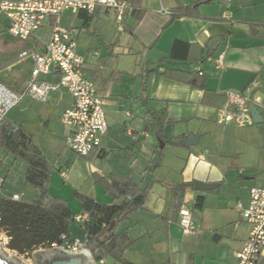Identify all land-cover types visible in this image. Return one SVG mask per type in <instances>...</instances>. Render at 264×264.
<instances>
[{"label": "crops", "instance_id": "0c3cea01", "mask_svg": "<svg viewBox=\"0 0 264 264\" xmlns=\"http://www.w3.org/2000/svg\"><path fill=\"white\" fill-rule=\"evenodd\" d=\"M129 1L121 21L104 6L92 12L66 8L59 15V25L70 29L76 39L77 52L85 59L84 75L96 86L106 115L107 132L100 147L85 156L88 161L66 144L69 129L61 115L72 105L67 91H51L45 100L24 95L18 103L22 105L19 115L7 113L5 117L32 136L53 166L49 194L66 200L77 216L86 214L73 192L102 203L115 201L99 184L101 176L107 181L111 175L131 177L140 186L155 179L143 206L115 229L127 235L121 246L129 241L123 251L128 261L235 264V254L250 230L237 204H248L251 187H264V0H180L182 5L193 6L190 14L181 15L174 14L175 0H167V6L162 0H141L136 5ZM112 21L117 22L116 28ZM53 22L49 16L29 37L33 47L18 56L23 57L24 51H43ZM7 26L0 13V32L8 31ZM91 35L104 39L99 44ZM175 39L188 43L185 57H171ZM134 51L141 54L139 58ZM177 53L182 55L184 48ZM11 66L7 65L10 69L5 73L0 71V81L22 92L33 60L30 56V72L23 79L11 72ZM42 78L56 82L59 73L52 70ZM253 78L258 85L252 89L248 84ZM231 90L253 99L260 121L252 117L253 123L247 126L218 122V109ZM64 94L68 95L66 103ZM5 166L4 178L12 179L13 165ZM23 171H19L23 193L2 189L0 195L26 199L24 193L30 197L37 192L25 184ZM18 176L12 180L20 182ZM194 180L217 185L198 190ZM181 182H192L183 192L181 207L197 214V220L192 217L195 229L191 231L183 230L172 207L170 187ZM197 194L204 197L201 209H193ZM84 221L75 220L83 230ZM68 232L80 239L71 227ZM256 264H264V254Z\"/></svg>", "mask_w": 264, "mask_h": 264}, {"label": "built area", "instance_id": "2783aa9c", "mask_svg": "<svg viewBox=\"0 0 264 264\" xmlns=\"http://www.w3.org/2000/svg\"><path fill=\"white\" fill-rule=\"evenodd\" d=\"M96 6L113 10L116 19L121 21L129 3L127 0H0V13L8 21L9 33L20 39L29 38L43 27L49 16L54 17L43 51H30L33 67L23 91L15 92L0 81V121L24 95L45 100L51 91L63 89L72 97L71 107L61 115V122L69 129L66 144L70 150L81 156H87L100 147L108 126L103 100L93 81L84 75L85 59L77 52V42L71 30L59 25V15L66 8L92 12ZM27 54L28 52L24 51L20 56ZM52 70L59 73L58 81L50 82L42 78ZM199 73L202 74L201 71ZM257 85L255 78L248 84L252 89ZM252 103L253 99L248 94L242 91H228L227 100L218 109V122L237 126L252 124ZM4 181V176L0 174V192ZM12 198L18 199L19 196L15 194ZM237 209L250 225V230L242 247L235 254V264H256L257 257L264 254V187H251L248 204L243 207L238 203ZM74 219L83 221L86 216L75 215ZM179 224L185 231L195 229L190 210H180ZM61 240L60 244L53 243L50 248L84 250L92 264H116L107 262L105 257L94 258L85 240H70L65 234L61 235Z\"/></svg>", "mask_w": 264, "mask_h": 264}, {"label": "trees", "instance_id": "16d2710c", "mask_svg": "<svg viewBox=\"0 0 264 264\" xmlns=\"http://www.w3.org/2000/svg\"><path fill=\"white\" fill-rule=\"evenodd\" d=\"M174 14H190L192 5H182L175 0ZM205 0H200L202 2ZM136 5L141 0H130ZM136 14V12H135ZM141 16V11L137 17ZM184 48V53L178 55V49ZM188 43L175 39L171 46V57H185ZM177 144V141H173ZM0 149L11 153L14 159L26 163L23 171L26 185L34 187L37 192L26 198L14 199L0 195V231L7 237L6 247L19 254H30L39 248H50L53 243L62 242L61 235L68 239L73 237L68 229L74 221L75 213L68 207L66 200L52 196L48 191V184L53 166L48 162L39 146L21 125H16L6 117L0 121ZM89 157V156H87ZM152 178L145 186L135 183L131 177L111 175L109 180L104 176L98 178L105 191L114 197L111 204L102 203L86 195L75 192L81 201V210L86 214L83 227L85 243L94 258L110 255L117 264H135L123 257L127 235L124 231L116 233V226L128 215L143 206ZM192 182H181L170 187L172 207L179 214L183 205V192ZM204 206V197L197 194L193 209Z\"/></svg>", "mask_w": 264, "mask_h": 264}, {"label": "rangeland", "instance_id": "374dc122", "mask_svg": "<svg viewBox=\"0 0 264 264\" xmlns=\"http://www.w3.org/2000/svg\"><path fill=\"white\" fill-rule=\"evenodd\" d=\"M164 6H167L168 1L167 0H162ZM115 28L118 26L116 21H112L111 23ZM109 33V32H107ZM81 34H85V33H81ZM91 37H95L96 39H98V43L101 44V40L104 39L103 36H98V35H91ZM28 39H20L17 37L12 36L8 31H2L0 32V71H6L9 70V68H7V65L12 63V73H14L15 75L18 76L19 79H23V76L26 74H29L30 69L29 67V60H30V53H28V55L23 56V57H19L18 53L22 50H29L30 48L33 47L34 45V41H32V38L29 40ZM81 40V39H80ZM83 40V39H82ZM102 46V45H101ZM103 49V48H102ZM135 52V51H134ZM134 55L136 57H140V53H134ZM2 73H5V72ZM68 100V95L64 94V98L62 99L63 103H66V101ZM23 102V101H22ZM21 102V103H22ZM127 105H131L130 103H127ZM21 104H17L16 106H14L13 108L10 109V111H8V116H15V115H19V108H21ZM54 118V116H52ZM67 152H70L68 149H65ZM73 152V151H72ZM81 159H84L85 161H88V158L85 156H81L78 155ZM13 156L6 152L5 150L1 149L0 151V168H1V174H3V176L5 175V165H13V177L12 179H15V175H19L18 178H20V182L18 181V179H16L15 181L10 179L9 176H7V178H5L4 184H3V188L2 189H13L14 191H16L18 194L21 195V193H23V190L21 189L22 187V181H21V174L19 173V171H23V167L25 166V163H23L20 159L17 160L16 163L13 162ZM21 164L23 167H21ZM101 184V183H99ZM29 188L33 189L34 187L29 186ZM27 194L24 193V195H22L23 198H27L28 196H26ZM72 197L75 200H79L75 195L74 192L72 193ZM80 201V200H79ZM69 227H71V232L78 235V237H80L81 240L84 234V230L83 228L80 226V224L78 222L72 221L71 224L69 225ZM6 243H7V239L4 235V233H2L0 231V249L3 250V252L8 255L11 254L12 257L16 258V260H21L22 263L24 264H30L32 262V253L30 254H19L16 251H13L11 249H9L8 247H6ZM39 249H48V248H39ZM37 250V249H36ZM106 260H108L109 262L111 261H115L114 258L110 255L105 256Z\"/></svg>", "mask_w": 264, "mask_h": 264}, {"label": "water", "instance_id": "95a60500", "mask_svg": "<svg viewBox=\"0 0 264 264\" xmlns=\"http://www.w3.org/2000/svg\"><path fill=\"white\" fill-rule=\"evenodd\" d=\"M250 112L255 122L260 121V115L255 106H250ZM192 137H189L187 143L190 144ZM194 188L198 190H208L217 184L194 180ZM194 219L197 218L196 212L192 213ZM0 264H24L21 260H16L11 254L6 255L0 249ZM30 264H92L87 252L84 250L69 251L61 247H52L48 249H37L32 252V262Z\"/></svg>", "mask_w": 264, "mask_h": 264}]
</instances>
